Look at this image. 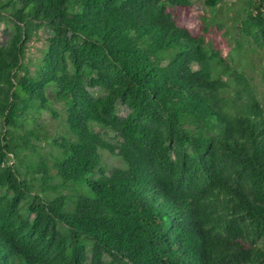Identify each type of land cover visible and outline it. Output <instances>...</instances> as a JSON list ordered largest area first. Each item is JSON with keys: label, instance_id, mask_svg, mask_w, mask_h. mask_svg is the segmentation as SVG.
Instances as JSON below:
<instances>
[{"label": "trees", "instance_id": "1", "mask_svg": "<svg viewBox=\"0 0 264 264\" xmlns=\"http://www.w3.org/2000/svg\"><path fill=\"white\" fill-rule=\"evenodd\" d=\"M193 11L192 0H0V264H264V99ZM244 12L241 32L264 48V0ZM44 25L34 76L23 60ZM48 89L76 137L54 141L57 185L46 161H27L48 139L27 117L59 116ZM101 151L124 166L108 170Z\"/></svg>", "mask_w": 264, "mask_h": 264}, {"label": "rangeland", "instance_id": "2", "mask_svg": "<svg viewBox=\"0 0 264 264\" xmlns=\"http://www.w3.org/2000/svg\"><path fill=\"white\" fill-rule=\"evenodd\" d=\"M192 1L194 3L192 17L198 23H203L208 27L211 43L216 48H220L225 56L233 60L235 66L243 69L251 79L260 97L264 99V48L253 43L250 44L249 39L240 30L239 19H241L242 13H245L244 9L247 0H225L215 12L205 5L204 0ZM72 13L73 11L70 9L69 14L72 15ZM6 28L4 23H0V43L6 40V35L4 34ZM48 34L49 29L47 26H42L39 36H36L29 44L25 59L23 60V66L30 69V72L34 76L40 75L43 58L48 46L46 42ZM174 53L175 51L171 49L162 52L161 55L168 56ZM91 91L95 96H100L103 93L97 88H91ZM46 95L49 99L50 107L59 116L55 118L47 111L40 113L36 111L27 117V128L32 129L40 125L48 135L47 140L36 141L38 153L35 155L28 154L27 161L29 164L32 163L29 168H32L41 160L46 161L51 168V174L54 176V180L50 184L57 185L60 183V180L56 177L53 163L55 158L61 155V149L54 146V141L58 140L62 142V138L73 141L76 137L69 131V127L65 123V106L57 99L54 89H48ZM117 111L121 116H125L128 113V109L121 103H118ZM96 129L102 131L99 128ZM109 135L111 136L110 133ZM101 154L103 164L108 170L124 166L120 158L112 156L106 151H101ZM34 184L36 190L40 191V182L37 175H34ZM78 189L82 190V188ZM62 192L68 193L69 191L60 190L56 192L50 190V195L56 196Z\"/></svg>", "mask_w": 264, "mask_h": 264}]
</instances>
